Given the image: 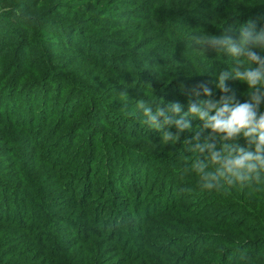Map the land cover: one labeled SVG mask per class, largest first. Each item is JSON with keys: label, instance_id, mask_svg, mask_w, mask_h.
Here are the masks:
<instances>
[{"label": "trees", "instance_id": "16d2710c", "mask_svg": "<svg viewBox=\"0 0 264 264\" xmlns=\"http://www.w3.org/2000/svg\"><path fill=\"white\" fill-rule=\"evenodd\" d=\"M68 1L0 0V264H264V181L202 190L197 143L225 141L190 118L165 143L138 107L248 100L193 45L264 29V0Z\"/></svg>", "mask_w": 264, "mask_h": 264}, {"label": "clouds", "instance_id": "9594fccd", "mask_svg": "<svg viewBox=\"0 0 264 264\" xmlns=\"http://www.w3.org/2000/svg\"><path fill=\"white\" fill-rule=\"evenodd\" d=\"M205 48L226 52L238 62V67L231 71H222L216 87L227 94L229 79H236L249 86V99L239 102L235 96L222 95L218 101L212 99L189 104V111L180 115L181 106L170 103L166 107L159 104L153 114L152 107L141 101L139 108L144 109L146 124L159 129L162 126L175 125L178 132L163 134L165 143L179 139V134L192 130L190 118L203 122L204 130H211V139L225 141L217 150L216 143H205L197 147L201 152L210 151V164L213 170L206 171L208 164L197 162L194 167L200 174V188L206 191L220 190L224 185H246L264 181V112L260 111L264 102V29L256 31V24L249 21L239 29L237 38L227 34L220 36H203L196 40ZM207 97H212V90L206 85L200 86ZM200 95L199 90H193ZM214 113V114H213ZM162 119L163 124L158 121ZM199 135L197 136V139ZM243 138L246 143L241 146L238 141ZM231 142V143H227Z\"/></svg>", "mask_w": 264, "mask_h": 264}, {"label": "rangeland", "instance_id": "374dc122", "mask_svg": "<svg viewBox=\"0 0 264 264\" xmlns=\"http://www.w3.org/2000/svg\"><path fill=\"white\" fill-rule=\"evenodd\" d=\"M65 2H70V3H72L71 1H68V0H65ZM201 46L200 45H198L197 43H195L194 45H193V48H195L196 50H198L199 52H204V47L201 49L200 48ZM27 57H28V60L31 58V55H27ZM55 58V61H62V57H58V56H55L54 57ZM59 59V60H58ZM3 64H6L7 66H8V64L9 63H4V62H2L1 63V65L3 66ZM0 146H1V144H0ZM3 155H5V152H0V157L1 156H3ZM170 227H171V225H170ZM110 264H128L127 262H125V260H124V258L123 257H117L116 259H114L113 261H111L110 262Z\"/></svg>", "mask_w": 264, "mask_h": 264}]
</instances>
